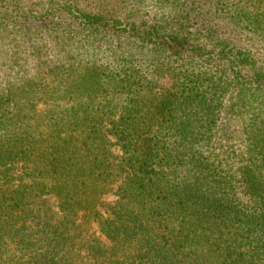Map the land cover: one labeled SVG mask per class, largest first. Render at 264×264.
Instances as JSON below:
<instances>
[{
    "label": "trees",
    "instance_id": "obj_1",
    "mask_svg": "<svg viewBox=\"0 0 264 264\" xmlns=\"http://www.w3.org/2000/svg\"><path fill=\"white\" fill-rule=\"evenodd\" d=\"M113 1L0 0V170L28 161L43 181L19 199L0 198L1 235L13 234L15 243L29 235L26 225L17 223L41 213L30 203L45 194L59 197L64 218L69 217L73 191L82 190L80 184L88 182L79 181L94 170L79 164L76 148L96 149L99 130L91 132L90 126L102 122L100 113L81 100L104 91H132L110 130L124 153L127 174L112 217L99 220L113 245L84 242L87 258L93 264H264V62L254 47L234 44L237 34L228 32L230 23L218 22L230 0H171L173 20L154 24L139 19L138 10L125 9V1ZM245 1L258 5L262 0ZM233 6L234 25H249L254 35L264 31V12ZM192 25L213 45L210 50L192 42L196 33L187 29ZM84 32L93 47L98 41L107 45L111 64L101 67L97 60L69 56V47L82 48L76 39ZM36 37L43 40L38 48L32 46ZM124 47L142 62L145 54L156 59L168 54L184 65L199 61L217 69L191 65L192 72L176 74L178 87L165 89L159 82L171 70L158 64L156 80L149 81L124 64ZM29 49L34 68L22 63L30 61L24 58ZM152 82L162 90L145 102L142 94ZM235 83L247 116L246 149L231 156L221 151L218 128L223 98ZM41 105L47 107L40 113ZM101 150L106 158L108 150ZM108 173L105 168L101 180ZM32 221L37 225L35 217ZM55 248L41 247L35 264H72ZM7 249L0 245V254ZM128 252L135 254L132 260Z\"/></svg>",
    "mask_w": 264,
    "mask_h": 264
},
{
    "label": "rangeland",
    "instance_id": "obj_2",
    "mask_svg": "<svg viewBox=\"0 0 264 264\" xmlns=\"http://www.w3.org/2000/svg\"><path fill=\"white\" fill-rule=\"evenodd\" d=\"M110 2L115 3L113 0ZM125 1L126 5H123L125 9L138 10V18H146L150 24H154L160 20H166L171 22L174 18L173 14V3L171 0H120ZM233 4L241 7L243 10L248 12H264V0H262L258 5H252L245 0H230L229 7H226V12L223 11V16H220V19L217 15V20L220 24H231V29L228 32H233V35L237 36L236 42L240 48L244 50H249L250 47H254L259 51L258 58L260 61L264 62V31L261 33H256L254 35L251 26L244 25L243 23H232V11L234 9ZM213 9L216 6L212 7ZM124 10V9H122ZM128 12V11H126ZM127 17V16H126ZM134 19V17H133ZM133 19L122 21V28H126L129 24L128 21H133ZM64 21H67L64 19ZM48 23V22H46ZM262 26L264 27V19L262 21ZM174 26L172 25L171 28ZM188 30L192 31V34L196 33L195 26L188 27ZM85 31V30H84ZM87 32V31H85ZM82 35L77 39V42L82 43V48L80 47H69L68 54L69 56L92 59V61L97 60V66L102 64H111L110 59H108V53L106 52L107 45L100 41L98 43V48L93 47L91 38L86 34ZM89 32V31H88ZM90 33V32H89ZM124 33H121L122 35ZM196 35L200 38L197 39ZM50 36V34H49ZM127 36H123V38ZM197 46L204 44L205 50H210L213 45L208 43L203 36H199L198 33L191 37ZM50 42V46L57 52L59 49H55V42L52 39L46 38ZM114 44H117V35L113 37ZM43 40L39 37L35 38L32 46L36 45L38 48L41 46ZM232 44V46H234ZM32 48V47H31ZM8 50V49H7ZM22 51V49H17L14 51ZM27 52L24 58H29V62H22L27 64V66L34 68L35 65L34 59L30 56L32 52ZM7 52V51H5ZM124 52L123 57L126 59L124 64L128 67L130 71H139L144 76H148L149 81L152 79L156 80L154 77L155 68L158 64H164L165 68L171 70L170 73L164 74V77L160 80L161 84L165 89H173L178 87V78L176 74H181L186 69H191V65L196 67L203 66L205 68L217 69L216 64L208 66L202 62L196 61L190 63L189 65H184L183 61L176 59V55H161L159 58H151L148 54H145L146 62L140 56H137L129 47L122 48ZM131 52V53H130ZM105 59V60H104ZM3 60V59H2ZM95 62H93L94 64ZM114 68V69H113ZM110 70L118 72V70L113 67ZM104 69V68H103ZM160 69H163L161 67ZM191 69L190 72H192ZM245 81V80H244ZM233 87L230 93H227L223 98V103L225 108L223 109L222 121L219 124L218 130H220V142L219 146L222 153L224 151L234 156V154L242 155L245 153L246 149V137L244 135L245 122H246V113L244 109L240 106L238 101V89L240 85ZM162 87H157L152 82V89L144 92L142 98H145V102H150L153 97L158 96L159 92L162 90ZM109 89V87H108ZM107 89V90H108ZM106 90V91H107ZM130 94H133L132 91ZM127 91H108L98 94L96 97L82 99L81 102L89 105V110L93 113H100L102 122L99 123V126L91 125L90 128L94 129L91 132L97 133V138L99 143L97 144L96 149L90 147H81L80 142L77 143L79 146L76 148L78 154H80L81 159L79 164L83 166H91L94 168L93 172L88 173L82 177V181L79 182H88V184L81 183L82 190H74L72 196L74 197L73 202L70 205H73V208L69 209V217L64 218V209L61 206L63 203L56 195L45 194L40 198H32L31 209L40 210L41 213H35V215L27 214L26 220L21 219L17 226L25 224L26 232L29 234L23 239L12 241L14 235H8L0 233V245L2 248H8L7 252L0 254V264H35L36 258L40 254L41 247H50L55 248L56 251L61 253V256L66 260L69 258L72 260V264H93L87 258V253L85 248L82 246L84 242L89 241H99L102 244L111 248L113 245L101 232L100 230V221L107 220L112 217L114 210L118 202L121 201V190L119 189L127 176L123 169L125 167L124 163V153L117 139L111 134V129L113 123L116 122L123 108L129 103L131 99ZM145 102H143L145 104ZM63 104L70 106L72 102H64ZM148 104V103H147ZM46 105L39 106L40 113L46 110ZM149 108H145L144 112H148ZM94 136V134H93ZM105 148L107 152V157H100V154L103 153L101 150ZM84 156V157H83ZM98 162V165L96 164ZM36 164L30 163L28 161H19L18 163H11L8 166H4L0 170V198L10 199L11 197L20 198L19 195L23 192H31L37 189L38 185L43 182L37 178L35 172ZM105 168H108V175L104 176L107 180H101V174ZM122 175V177H120ZM51 185V184H50ZM30 200V199H28ZM80 206H75L80 204ZM81 208V209H80ZM20 212V211H19ZM95 212H97V217H94ZM37 219V226L32 218ZM100 220V221H99ZM42 227L44 229H42ZM53 230V234L50 232ZM49 231L48 233H46ZM58 233H63L61 236H57ZM19 241V242H17ZM5 245V246H4ZM40 248V249H39ZM39 249V250H38ZM59 249V250H58ZM52 250V249H51ZM62 250V251H61ZM135 254L133 252H128L129 260L134 258ZM132 263V261H131Z\"/></svg>",
    "mask_w": 264,
    "mask_h": 264
}]
</instances>
